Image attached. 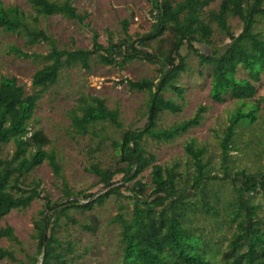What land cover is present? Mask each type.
Wrapping results in <instances>:
<instances>
[{
	"label": "trees",
	"instance_id": "1",
	"mask_svg": "<svg viewBox=\"0 0 264 264\" xmlns=\"http://www.w3.org/2000/svg\"><path fill=\"white\" fill-rule=\"evenodd\" d=\"M27 2L32 12L0 0L3 31L18 34L27 45L44 42L49 47L44 54L10 48L39 65L32 75L31 92L15 76L0 75V220L13 209L44 200V209L34 219L36 251L27 253L21 264H69L81 258L78 240L63 239L60 232L78 224L81 230L95 233L96 222L81 223L74 213L92 212L109 199L117 206L111 223L118 227L119 264H264V163L256 164L254 171L237 164L239 153L252 154L257 162L262 153L249 139L244 147L240 143L264 103V95L253 100L264 73V0H150L155 30L134 38L128 32L129 19L124 18L121 42L108 32L104 45L95 34L91 48L59 47L39 27L40 17L52 15L83 23L88 14L78 12L73 0ZM233 19L239 23L238 30L232 29ZM217 34L227 40L222 47L214 41ZM197 44L210 47L211 52ZM191 56L198 74L209 80L211 99L218 103L235 100L238 106L223 128L212 130L218 164L213 163L206 144L190 138L183 146L184 172L180 161L159 164L148 142H173L204 119L208 106L200 104L191 117L165 127L159 124L163 113L183 110L186 88L179 80L193 71ZM134 60L158 66L157 76L122 80L130 90L149 95L139 119V123L144 120L142 125L125 127L118 107L110 108L102 97L84 92L68 110L73 135L90 140V156L109 149L112 158L106 166L97 161L86 168L97 177L103 192L73 191L56 152L47 149L51 140L31 125L38 103L59 83L64 70L90 71L97 62L123 68ZM240 69L245 76H238ZM255 136L262 145L263 134ZM9 144L11 152L6 151ZM45 161L61 179L62 194L56 200L41 194L40 179H29ZM146 169L149 183L140 185L138 177ZM117 175L119 182L114 181ZM1 237L19 244L9 225L0 227ZM4 258L16 260L12 250L0 247V260Z\"/></svg>",
	"mask_w": 264,
	"mask_h": 264
},
{
	"label": "rangeland",
	"instance_id": "2",
	"mask_svg": "<svg viewBox=\"0 0 264 264\" xmlns=\"http://www.w3.org/2000/svg\"><path fill=\"white\" fill-rule=\"evenodd\" d=\"M5 5H17L27 12L32 9L27 0H1ZM73 4L80 13H87L88 17L83 23L66 19L61 15L40 17L39 27L46 30L59 47L64 48H91L95 34L97 40L106 45L111 32L113 39L121 42V21L129 19L128 32L135 38L138 34H149L157 27L150 0H73ZM34 13V12H33ZM233 30L239 29L237 19L231 20ZM216 44L222 47L223 39L220 35L214 37ZM227 42V40L223 41ZM205 52H211L206 45H196ZM15 47L23 52L46 53L49 47L46 43L27 45L25 39L16 33L5 32L0 28V75H13L19 84H22L27 93L31 92V79L34 71L39 67L36 62L28 58L17 56L10 52ZM192 72L183 74L179 85L186 88L184 93V107L181 113L172 114L165 112L159 121L160 126L165 127L172 123L179 122L191 117L196 108L202 104L208 106L201 125L192 128L187 134L179 137L170 143L148 142V149L156 155L159 164H167L172 161H180V169L185 172L187 161L184 155L183 146L190 138L196 139L200 144H206L208 152L212 155L214 164H218L219 149L217 140L212 130H219L227 124L228 117L238 106L235 100H228L224 103L214 102L209 95V80L201 77L196 70V60L191 56L189 59ZM158 74V66L147 61L134 60L123 68L93 63L90 71L79 67L64 70L59 83L47 91L38 103L31 122L33 128H41L51 140L52 148L60 161L62 174L69 188L73 191L86 189L96 194L104 191L101 184L97 183V177L86 170L91 163L101 162L102 166L111 163V151L107 149L103 153H96L93 156L87 151L90 140L88 137H76L70 128L68 110L74 106L80 92L102 97L108 107H118L120 117L125 127L130 124L142 125L139 123L141 114L146 110L149 99L147 92L133 91L128 88L124 78L137 80L144 77H153ZM239 77L245 76L243 70H239ZM264 95V73L261 81L257 84V94L253 100ZM168 97H174L166 93ZM248 107L245 106V108ZM111 131L110 128L107 130ZM255 133L263 134L262 145H258ZM251 140V146L262 149L260 161L257 162L254 155L241 156L242 153H233L237 156V164L242 167H249L255 170L256 164L264 163V103L260 105L257 121L244 131L240 143L244 147L245 140ZM12 144L6 147L11 152ZM95 156V157H94ZM31 178L40 179L41 194H48L51 200L58 199L61 192V179L54 176L49 164L45 161L32 172ZM138 178L140 185L149 183V169H146ZM120 176H115L114 181L119 182ZM125 204L127 200L123 199ZM129 206V205H128ZM44 209V200H35L25 209H13L0 220V227L11 226L19 244L0 238V247L7 248L14 252L15 261L4 258L0 264H21L26 260V254H33L36 251L37 238H35L34 219L39 217V211ZM117 213L116 202L109 199L106 203L95 208L92 212L84 214L74 213V218L81 223L96 222L98 228L95 233L85 232L78 224H69L62 229L60 236L63 239L74 237L80 245L82 257L69 264H119L118 227L111 223V217Z\"/></svg>",
	"mask_w": 264,
	"mask_h": 264
}]
</instances>
